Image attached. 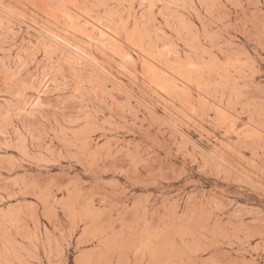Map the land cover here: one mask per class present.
I'll return each mask as SVG.
<instances>
[{
    "label": "rangeland",
    "instance_id": "1",
    "mask_svg": "<svg viewBox=\"0 0 264 264\" xmlns=\"http://www.w3.org/2000/svg\"><path fill=\"white\" fill-rule=\"evenodd\" d=\"M0 264H264V0H0Z\"/></svg>",
    "mask_w": 264,
    "mask_h": 264
},
{
    "label": "bare ground",
    "instance_id": "2",
    "mask_svg": "<svg viewBox=\"0 0 264 264\" xmlns=\"http://www.w3.org/2000/svg\"><path fill=\"white\" fill-rule=\"evenodd\" d=\"M87 24V23H86ZM88 26V25H87ZM84 35V34H83ZM86 36V35H85ZM55 43H57L56 40L52 39V38H47ZM61 40V39H60ZM131 42V41H130ZM98 45L100 46L101 49H108V47L111 45L113 46V50H115V42L113 40H111V38H109L105 32H101V37L100 39L97 41ZM63 46V45H61ZM135 46V45H134ZM71 51V50H70ZM124 56V55H123ZM71 58L75 59L77 61V59L80 60H84V58L82 56L79 55H72ZM129 58V57H128ZM131 58V57H130ZM119 59V58H118ZM47 84H50V81H47ZM46 84V85H47ZM116 84V83H115ZM120 86V85H119ZM46 87V86H45ZM39 95V94H38ZM43 105V101L41 100V98H38L35 102H33L31 104V109L32 111H36L37 109L41 108Z\"/></svg>",
    "mask_w": 264,
    "mask_h": 264
}]
</instances>
